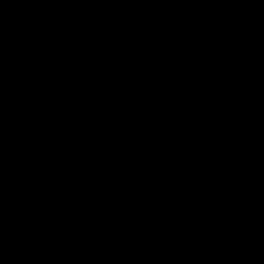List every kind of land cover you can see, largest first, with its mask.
I'll return each instance as SVG.
<instances>
[{"label":"water","instance_id":"95a60500","mask_svg":"<svg viewBox=\"0 0 264 264\" xmlns=\"http://www.w3.org/2000/svg\"><path fill=\"white\" fill-rule=\"evenodd\" d=\"M0 264H264V0H0Z\"/></svg>","mask_w":264,"mask_h":264}]
</instances>
